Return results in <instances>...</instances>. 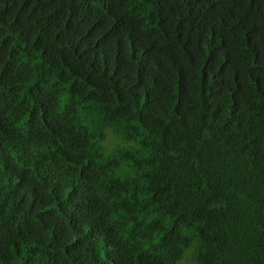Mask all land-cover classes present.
Instances as JSON below:
<instances>
[{
    "label": "trees",
    "instance_id": "1",
    "mask_svg": "<svg viewBox=\"0 0 264 264\" xmlns=\"http://www.w3.org/2000/svg\"><path fill=\"white\" fill-rule=\"evenodd\" d=\"M264 264V0H0V264Z\"/></svg>",
    "mask_w": 264,
    "mask_h": 264
},
{
    "label": "rangeland",
    "instance_id": "2",
    "mask_svg": "<svg viewBox=\"0 0 264 264\" xmlns=\"http://www.w3.org/2000/svg\"><path fill=\"white\" fill-rule=\"evenodd\" d=\"M190 249H191V248H189V249L185 252V255H184L183 260L180 261L178 264H185V261H186V259H187V257H188V252H190Z\"/></svg>",
    "mask_w": 264,
    "mask_h": 264
}]
</instances>
